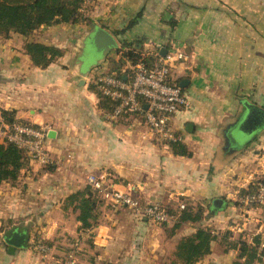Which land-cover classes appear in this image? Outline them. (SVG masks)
Returning <instances> with one entry per match:
<instances>
[{
    "label": "crops",
    "instance_id": "obj_1",
    "mask_svg": "<svg viewBox=\"0 0 264 264\" xmlns=\"http://www.w3.org/2000/svg\"><path fill=\"white\" fill-rule=\"evenodd\" d=\"M85 16L88 25L0 38V109L46 131L51 161L29 162L14 183L0 184V264L63 263L71 255L76 264H173L176 244L198 226L211 229L216 240L196 264H234L237 252L224 251L229 241L264 243V209L244 205L238 195L261 176V137L244 146L249 137L241 142L237 132L243 103L264 109V0H93ZM96 28L108 32L116 48L89 70L99 57L88 40ZM25 41L62 55L40 69L24 53ZM127 52L154 63L177 53L186 57L173 63L171 76L188 107L171 125L188 156L157 141L140 117L113 119L100 106L93 76L110 63L129 74ZM88 175L142 203L169 210L183 202L200 206L204 218L170 233L173 222L156 225L96 194L92 224L83 229L77 200L68 198L88 187ZM215 199L223 200L217 211ZM17 228L27 232V245L10 253L3 235ZM258 256L254 264H264Z\"/></svg>",
    "mask_w": 264,
    "mask_h": 264
},
{
    "label": "trees",
    "instance_id": "obj_2",
    "mask_svg": "<svg viewBox=\"0 0 264 264\" xmlns=\"http://www.w3.org/2000/svg\"><path fill=\"white\" fill-rule=\"evenodd\" d=\"M88 7L89 6H83L82 0H0V38L6 39L11 34H16L26 39L39 28L45 26L88 25L90 21L85 16V11H87ZM134 23L135 21H131L125 30L129 29ZM23 51L29 57L32 65L40 69H45L62 55V52L56 47L46 46L32 41L24 42ZM122 57L128 59L132 64V67H134L139 61L145 63L147 66L155 64V58H141L140 53H122ZM110 65L111 68L108 71L104 70L103 74L113 75L121 79L123 76L121 75L122 72L118 73L120 67L116 66L117 64L110 63ZM128 73L131 74L132 71L129 70ZM171 75L172 70L169 71L168 79L175 83ZM91 89L99 97L100 106L108 113H111L115 107V103L100 95L95 86H92ZM125 115L136 117V115L131 113H126ZM122 116L124 115H121L120 117ZM2 123L8 125L20 124L29 126L28 124L16 121L13 112L0 109V124ZM237 132L238 135H241L239 131ZM258 137V133L250 135L244 146L250 145L251 142L256 141ZM245 138L246 137L241 135V142L245 140ZM170 147L176 155H189L186 148L180 143H172L170 144ZM28 163L29 160L27 153L23 149L16 147L4 139H0V184L3 182L14 183L18 179L21 170L25 168ZM49 164L50 163L43 166H48ZM252 188L253 186H249L248 191L241 190L238 195L242 196L246 193H250L253 190ZM79 196H81L80 200L77 199ZM92 198L94 201H92ZM95 200L96 193L89 186L83 192L68 198L69 202H76L74 210H78L79 212L77 220L81 223V228L83 229L89 228L92 224L90 218L96 206ZM182 205V209L179 207L175 210L168 209V211L174 216L170 233H173L183 223L191 222L199 224L204 218L200 206L192 207L187 202H183ZM163 225L165 224H162L161 226ZM227 236V233L224 234L223 239H226ZM215 240L216 236L211 229L199 226L196 227L192 234L183 237L176 244L174 251L176 263L196 264L210 253V245ZM257 244L258 242L254 241V245L250 246L245 242L235 239L228 242L224 251L231 249L237 252V260L234 261V264H254V262H259L258 258H260L257 254ZM261 255L263 256V254Z\"/></svg>",
    "mask_w": 264,
    "mask_h": 264
},
{
    "label": "built area",
    "instance_id": "obj_3",
    "mask_svg": "<svg viewBox=\"0 0 264 264\" xmlns=\"http://www.w3.org/2000/svg\"><path fill=\"white\" fill-rule=\"evenodd\" d=\"M93 0H82L83 6H90ZM146 55L142 54L141 58ZM184 61L186 57L181 53L162 59L159 58L152 66H147L139 61L131 68L132 73L122 71V78L103 74L100 70L94 74L92 83L103 97L115 103L110 117L119 118L121 115L131 113L142 119L155 139L162 143H179L181 137L172 128V118L180 110L188 107V101L181 93L179 85L169 81L168 74L176 61ZM0 139L23 149L31 163L45 165L50 163V158L44 149L43 141L46 136L44 129L20 124H1ZM261 157V176L250 182L253 186L250 193L239 196L244 205L264 209V135L258 140ZM89 186L97 195L112 208H123L145 218L156 225L172 222L174 216L168 209L159 203H142L130 194L106 185L94 175L86 177ZM180 209L183 205H178ZM45 249V248H44ZM43 249V250H44ZM47 250V249H45ZM258 254L264 256V243L257 245ZM76 264L73 255L63 263Z\"/></svg>",
    "mask_w": 264,
    "mask_h": 264
},
{
    "label": "water",
    "instance_id": "obj_4",
    "mask_svg": "<svg viewBox=\"0 0 264 264\" xmlns=\"http://www.w3.org/2000/svg\"><path fill=\"white\" fill-rule=\"evenodd\" d=\"M89 45L92 48L99 52V57L94 59L93 64L89 67V70L96 68L107 56V54L116 48V42L113 37L101 28H96L93 30L91 36H88ZM84 43L81 49H84ZM162 54L165 51H161ZM80 56H83V53H80ZM181 86L184 85L182 82ZM245 109L244 114L239 122L238 131L244 137H249L252 134L258 133L261 130H264V109L258 107L254 104L243 103ZM223 205L222 199H215L212 201L213 211L220 210ZM24 229H10L7 230L3 237L4 242L8 245V251L12 253L15 248L25 247L27 245V232L23 231Z\"/></svg>",
    "mask_w": 264,
    "mask_h": 264
},
{
    "label": "rangeland",
    "instance_id": "obj_5",
    "mask_svg": "<svg viewBox=\"0 0 264 264\" xmlns=\"http://www.w3.org/2000/svg\"><path fill=\"white\" fill-rule=\"evenodd\" d=\"M95 57V56H94ZM261 108H263V107H261ZM264 135V130H261L260 132H258V136L259 137H262ZM246 139V138H245ZM89 176V175H88ZM45 249H47V248H45ZM44 249V250H45ZM173 264H177L175 261H173Z\"/></svg>",
    "mask_w": 264,
    "mask_h": 264
},
{
    "label": "flooded vegetation",
    "instance_id": "obj_6",
    "mask_svg": "<svg viewBox=\"0 0 264 264\" xmlns=\"http://www.w3.org/2000/svg\"><path fill=\"white\" fill-rule=\"evenodd\" d=\"M240 138H241V136H240ZM241 140V139H240Z\"/></svg>",
    "mask_w": 264,
    "mask_h": 264
}]
</instances>
